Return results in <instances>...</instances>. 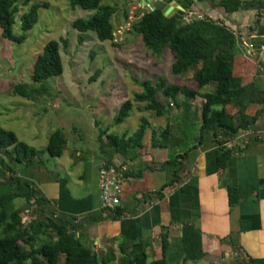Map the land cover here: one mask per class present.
<instances>
[{
  "label": "trees",
  "instance_id": "16d2710c",
  "mask_svg": "<svg viewBox=\"0 0 264 264\" xmlns=\"http://www.w3.org/2000/svg\"><path fill=\"white\" fill-rule=\"evenodd\" d=\"M101 0H69L71 7H79L85 11H92L88 17H76L71 25L77 32H92L99 41L113 39V27L110 21L115 7L110 4H100ZM184 10L185 15L194 0H174ZM212 6L220 7L226 13L239 9L259 8L262 12L261 23L255 28H249L257 36H264V0H207ZM28 1L25 0V4ZM46 3H31L27 10L19 15V34L12 32L14 14L17 12V0H0V36L1 38L21 43L25 39V32L37 20V10L46 7ZM183 21V15L176 13L170 17L162 15L159 9L144 11L130 24L131 30L140 36L144 47L153 55H160L166 47L173 53L170 71L173 75H183L191 70V79L196 88L190 89L176 84H166L162 78L151 82L144 79L139 82L141 90L134 92L131 100L122 101L113 116V123L117 124L127 117L133 104L141 111H151L154 116L169 114L171 105L182 106L181 113L175 115L177 124L189 121L191 103L196 95H200L202 102L199 107L200 125L199 136L210 132L216 140L215 166L222 170L230 151L220 146V143L238 129L252 126L259 110L251 114L246 112L249 103L264 104V93L253 90L252 82L246 81L240 75L244 68L242 58L236 44L235 33L222 21L214 20L205 14ZM82 38L78 35V40ZM59 37L57 40L47 41L41 51L35 56L29 83H15L11 92L27 99H34L40 91H46L44 82L48 78L58 76L62 71L59 54ZM98 71L89 78L93 80ZM205 85H212L208 91L200 93L198 90ZM158 94L162 99H158ZM183 100L178 101V95ZM140 105V106H139ZM194 118V111L191 114ZM148 122L144 117L139 118L136 130L127 135H117L108 132L107 127L98 128L96 140L99 151L106 155L104 165L112 164L111 157L118 154L124 159L133 160L143 147L145 129ZM176 125L165 123L157 136L151 131L149 146L167 149V158L162 166L168 167V179L163 188L176 186L182 170L180 158L191 148L188 146L182 153L177 149L183 144L174 140L172 131L178 130ZM174 127V128H173ZM178 128V129H177ZM182 131L179 129V133ZM183 133V132H182ZM185 138L187 135H183ZM217 136L223 140L218 141ZM182 140V139H181ZM66 140L59 128L48 134L43 149L27 145L16 138L14 133L0 127V153L9 157L11 162L38 171L40 169V154L47 153L51 157H59L65 149ZM107 148V151L104 150ZM0 168L7 173V177L0 180V264H110L114 260L111 250L99 252L98 255L85 245L75 234L76 216L89 210L92 206L90 197H73L67 186L65 177H55L58 185V195L50 207V201L39 191L36 184L28 178L16 174L13 166L7 165L0 155ZM39 172V171H38ZM128 173H126V176ZM162 190V189H161ZM227 204L237 202V190L227 185ZM20 197L25 202V208L15 207L14 198ZM170 217L177 220L179 198L174 187L167 196ZM49 205V207H48ZM32 207L33 216L24 220V210ZM50 208V209H48ZM48 211V214H46ZM115 215L120 214L118 207ZM100 217H98L99 219ZM179 240L191 250H200V232L191 225H182ZM168 246L167 232L159 235L160 257L147 260L143 249L128 252L125 240L117 245L116 264H170L165 258ZM60 257L62 260L60 261ZM244 264H264V258L248 257Z\"/></svg>",
  "mask_w": 264,
  "mask_h": 264
},
{
  "label": "rangeland",
  "instance_id": "374dc122",
  "mask_svg": "<svg viewBox=\"0 0 264 264\" xmlns=\"http://www.w3.org/2000/svg\"><path fill=\"white\" fill-rule=\"evenodd\" d=\"M27 1L25 4V0H17L18 9L12 25L14 34L20 33L19 15L26 11L31 3L47 5L38 8L37 20L25 32V39L21 43L10 42L0 36V127L12 131L18 140L37 149L44 148L50 131L55 128L61 130L66 140L62 154L59 157H51L44 152L40 154V161H37L43 180H52V176L65 177L67 188L73 190L74 194V187H88L93 183L96 163L103 162L106 158L98 148V128L107 127L108 132L117 135H131L136 130L140 117H144L148 122L142 140L143 147H149L151 131L157 136L167 122L172 126L176 125L183 132L181 137L187 135L186 138L182 137L183 144L177 151L181 153L190 146L194 135H198L200 124L199 107L202 99L199 94L196 100H188L193 109L190 108L189 121L186 122L180 121L177 124L175 115L181 113L182 106L176 108L171 105L168 115L154 116L151 111L139 110L136 103L122 122L115 124L112 121L119 104L125 99L131 100L133 93L141 90L139 82L144 79L153 82L162 78L166 84L196 88L191 79V70L181 76L171 73L173 53L170 50L164 47L160 55L151 54L142 44L140 36L131 30L130 24L144 11L149 10L147 6L135 0H101L100 4L113 5L115 11L110 18L113 39L99 41L92 32L80 34L71 25L73 19L86 18L92 11L71 7L69 0ZM199 5L202 7L199 10L209 7L207 0H203ZM194 9L193 2L182 20L187 21L198 13L204 14ZM216 16L214 13V20H219ZM232 31L237 39L240 35H249L250 30L245 27L240 29L241 32L238 28ZM78 35L82 38L80 41ZM59 37L65 40L64 44L60 41L58 44L61 73L48 78L44 82L46 91H40L34 99L13 94L11 88L15 83L30 82L34 58L43 45ZM95 71L98 72L93 80H89ZM211 88L212 85H205L198 91L202 93ZM157 96L162 99L160 94ZM183 99V95L179 94L178 101ZM194 108L195 111L198 110V114L195 113L196 118L199 117L198 121H194L191 116ZM174 132L176 131L173 129L172 133ZM104 150L107 151V148L104 147ZM0 155L7 165L13 166L15 172L16 167L22 166L11 162L3 153ZM122 158L113 154L111 160L125 162L126 159ZM4 177H7V173L3 170L0 180ZM77 183L80 186H77ZM12 203L15 207L25 208V202L20 197L14 198ZM46 212L48 214V211ZM28 214L33 216L32 207L24 210V220L29 219ZM153 257L154 255L148 254L147 260H152ZM229 264L236 263L231 261Z\"/></svg>",
  "mask_w": 264,
  "mask_h": 264
},
{
  "label": "crops",
  "instance_id": "0c3cea01",
  "mask_svg": "<svg viewBox=\"0 0 264 264\" xmlns=\"http://www.w3.org/2000/svg\"><path fill=\"white\" fill-rule=\"evenodd\" d=\"M202 1L194 0V8L212 19L215 13V18L231 30L255 28L256 23L262 21L259 8L226 13L208 2L206 10H199ZM239 38L236 44L245 64L240 75L252 82L254 91L264 93V36L249 31V35ZM249 42L253 47L250 51L244 45ZM196 97L199 96L196 95L194 100ZM255 110L260 113L252 127L264 130V104L249 103L246 112L251 114ZM196 112L198 114L194 108V121L199 120ZM172 137L179 139V143L184 141L178 130ZM192 141L191 148L179 159L182 170L174 186L179 198L177 220L170 217L167 198L170 189L163 188L169 170L162 166L167 149L147 146L140 149L136 158L124 162L128 177L120 189L118 210L121 217H111L97 210L96 169L101 161L93 170L92 184L84 189L74 187L75 194L68 188L73 197L89 196L92 204L89 210L76 216L75 234L96 255L111 250L114 260L110 264H116L117 245L124 240L128 252L143 249L146 255H154L152 259L160 257L161 231L167 232L165 258L170 264H229L231 261L244 264L248 257L264 258V138L251 140L238 149L237 154H230L222 170L215 166L216 140L210 132H204L200 137L198 127V135H194ZM16 168V174L31 179L53 207L58 195L56 176H52V180H43L38 171L24 166ZM2 174L0 168V176ZM227 185L237 190V202L230 206L227 204ZM182 225L198 229L200 250L193 251L180 242Z\"/></svg>",
  "mask_w": 264,
  "mask_h": 264
},
{
  "label": "built area",
  "instance_id": "2783aa9c",
  "mask_svg": "<svg viewBox=\"0 0 264 264\" xmlns=\"http://www.w3.org/2000/svg\"><path fill=\"white\" fill-rule=\"evenodd\" d=\"M197 17L200 15L197 14ZM248 51L252 48V43L244 44ZM264 138V130L252 126H246L237 130L234 135L226 139L217 136L218 141L223 140L220 146L228 149L231 154H237L238 149L243 148L251 140H260ZM128 167L124 162L115 161L112 164L104 165L101 163L97 168L96 188H97V210L112 216L115 215V209L119 205V195L122 182L127 178ZM170 191L173 187H168Z\"/></svg>",
  "mask_w": 264,
  "mask_h": 264
},
{
  "label": "water",
  "instance_id": "95a60500",
  "mask_svg": "<svg viewBox=\"0 0 264 264\" xmlns=\"http://www.w3.org/2000/svg\"><path fill=\"white\" fill-rule=\"evenodd\" d=\"M141 5H145L149 10L159 9L165 17H170L172 14L176 13L178 15H183L184 10L179 4L174 0H135Z\"/></svg>",
  "mask_w": 264,
  "mask_h": 264
}]
</instances>
